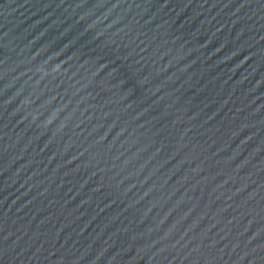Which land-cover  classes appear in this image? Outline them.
<instances>
[{
  "label": "water",
  "instance_id": "water-1",
  "mask_svg": "<svg viewBox=\"0 0 264 264\" xmlns=\"http://www.w3.org/2000/svg\"><path fill=\"white\" fill-rule=\"evenodd\" d=\"M0 264H264V0H0Z\"/></svg>",
  "mask_w": 264,
  "mask_h": 264
}]
</instances>
